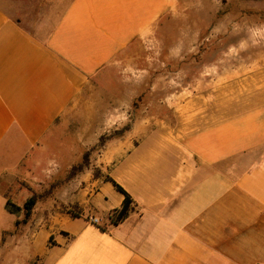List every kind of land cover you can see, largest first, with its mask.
Returning a JSON list of instances; mask_svg holds the SVG:
<instances>
[{
    "label": "crops",
    "instance_id": "crops-1",
    "mask_svg": "<svg viewBox=\"0 0 264 264\" xmlns=\"http://www.w3.org/2000/svg\"><path fill=\"white\" fill-rule=\"evenodd\" d=\"M228 1L0 0V220L22 177L52 182V127L86 91L111 75L164 65L161 28L195 21L209 29H185L180 42H201L223 26ZM173 47L177 59L191 49ZM149 121L137 117L126 145L110 147L100 163L132 195L130 214L111 221L125 198L111 181L95 179L87 197V187L68 183L64 202L111 224L58 213L56 227L36 231L45 233L44 245L33 239L28 254L43 255L45 264H264V102L191 133L148 134ZM66 151L64 169L78 160ZM8 245L5 239L2 249Z\"/></svg>",
    "mask_w": 264,
    "mask_h": 264
},
{
    "label": "rangeland",
    "instance_id": "rangeland-1",
    "mask_svg": "<svg viewBox=\"0 0 264 264\" xmlns=\"http://www.w3.org/2000/svg\"><path fill=\"white\" fill-rule=\"evenodd\" d=\"M225 9L228 16L222 11L218 17V21L223 19V26H215L196 44L180 42L184 30L205 33L209 27L182 20L179 27L161 28L164 65L159 60L158 69H130L124 76L111 75L102 88L86 91L78 105L56 120L50 140L55 153L48 169L54 174L53 180L43 186L24 176L19 189L12 188L8 198L17 204L23 205L34 193L39 194V202L27 222L19 225L5 211L0 220V264H45L43 255L27 252L33 239L37 238L38 248L44 245L45 233L36 231L42 226L56 227L58 213L90 217L93 209L84 211L78 202L68 204L61 199L62 188L68 183L69 188L72 183L74 188L87 187L86 197L96 190L98 183L92 185L93 181L106 177L101 167L105 162L102 158L107 160L105 152L126 145L125 134L140 125L135 123L140 115L150 118L144 124L148 134L179 130L191 133L222 116L234 117L264 102V0H229ZM189 45L191 49H186L182 59L170 57L173 46L177 52ZM147 46L149 54L153 53L152 44ZM148 60L151 62V57ZM127 86L136 89L126 90ZM66 150H72V158L78 160L64 169L59 160L70 158ZM85 153H89L88 164L72 177L73 165L80 164ZM111 221L106 216L103 226ZM5 239H9V245L4 251ZM50 241H55L54 234Z\"/></svg>",
    "mask_w": 264,
    "mask_h": 264
},
{
    "label": "trees",
    "instance_id": "trees-1",
    "mask_svg": "<svg viewBox=\"0 0 264 264\" xmlns=\"http://www.w3.org/2000/svg\"><path fill=\"white\" fill-rule=\"evenodd\" d=\"M88 155L89 153H85L83 161L80 164L73 165L72 170L70 171V175L72 177L77 173V171L82 170L88 164V160H89ZM105 179L108 181H111L118 188V190H120L125 196L122 206L120 208L115 209L111 213L112 217L110 216L112 222L117 224L123 219H125L130 214V212L133 209L134 199L132 195L120 183H118L112 176L106 175ZM38 200H39V194L37 193L32 194L25 201L23 205L17 204L11 198H8L5 203V208L10 213L15 215L16 217L15 224L19 225L21 221L27 222V220L31 217ZM23 214L25 215V217L23 218V220H21L20 217H22ZM72 215L80 216L79 214H75V213H73ZM102 227H105V226L102 225Z\"/></svg>",
    "mask_w": 264,
    "mask_h": 264
},
{
    "label": "built area",
    "instance_id": "built-area-1",
    "mask_svg": "<svg viewBox=\"0 0 264 264\" xmlns=\"http://www.w3.org/2000/svg\"><path fill=\"white\" fill-rule=\"evenodd\" d=\"M90 221L97 225H103L105 218L102 216L90 215ZM110 220V219H109Z\"/></svg>",
    "mask_w": 264,
    "mask_h": 264
}]
</instances>
